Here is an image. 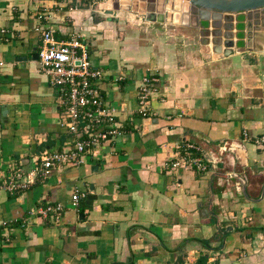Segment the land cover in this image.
Masks as SVG:
<instances>
[{
	"label": "crops",
	"instance_id": "crops-1",
	"mask_svg": "<svg viewBox=\"0 0 264 264\" xmlns=\"http://www.w3.org/2000/svg\"><path fill=\"white\" fill-rule=\"evenodd\" d=\"M96 6L0 0V180L70 137L32 57L37 13L57 38L84 36L122 126L81 164L16 193L0 188V264H264V145L240 140L242 130L264 134V8L199 24L181 9L184 22L156 23ZM154 72L153 114L141 117L137 85ZM183 141L213 156L215 169L165 168ZM222 143L233 151L218 159ZM74 189L83 192L76 205ZM45 202L63 205L60 220L34 212Z\"/></svg>",
	"mask_w": 264,
	"mask_h": 264
},
{
	"label": "built area",
	"instance_id": "built-area-1",
	"mask_svg": "<svg viewBox=\"0 0 264 264\" xmlns=\"http://www.w3.org/2000/svg\"><path fill=\"white\" fill-rule=\"evenodd\" d=\"M36 18L39 24L34 29L40 37V44L36 49L37 71L53 89L58 106L57 122L70 137L60 148L41 149L33 156L28 169L10 166L0 180V188L10 194L28 188L61 167L81 164L86 154H95L103 142L112 141L122 132V126L114 119V110L104 101L99 87L102 71L92 66L84 36L72 32L67 39L57 38L50 28L42 25L46 16L37 13ZM157 83L158 75L155 72L141 76L138 82L136 113L141 117L153 114L150 101L152 94L156 92ZM240 140L261 146L264 145V134L249 136L242 130ZM224 147L227 144L222 143L217 149ZM175 149L176 155L164 163L165 168L197 172L215 169L209 166L214 163L215 158L205 155L199 145L183 141ZM229 175L232 174H227ZM81 196L83 192L74 189L69 196L72 205H76ZM62 210L63 205L59 202H45L40 203L34 212L57 222ZM5 224L6 222H1L2 226ZM206 264L212 263L207 261Z\"/></svg>",
	"mask_w": 264,
	"mask_h": 264
},
{
	"label": "water",
	"instance_id": "water-1",
	"mask_svg": "<svg viewBox=\"0 0 264 264\" xmlns=\"http://www.w3.org/2000/svg\"><path fill=\"white\" fill-rule=\"evenodd\" d=\"M188 5L189 13L194 14L196 17V20L200 24L201 21H216L218 20L223 13H236V12H250V11H256L259 9L264 8V0H186ZM129 2L132 3L131 11L133 13H136L141 16L143 15L144 11H148L149 13L151 10H157L158 12H161L166 8V6H170L172 9L173 7V0H128V6H126V9L129 7ZM181 1L179 2L180 6ZM139 6V8L137 7ZM145 21H150L152 18L144 17ZM149 19V20H148ZM152 22V21H151ZM153 22H162V20L159 21H153ZM227 45H230V42H227ZM216 47V48H215ZM212 50L217 55H226L230 51L222 50L219 51L218 45H212ZM33 58H36V54L32 55ZM233 145H230L229 147H224L219 149L218 159L221 158V156L226 151H233L231 149ZM241 180V183L243 182L242 178H239ZM242 191L244 188V184H242Z\"/></svg>",
	"mask_w": 264,
	"mask_h": 264
},
{
	"label": "bare ground",
	"instance_id": "bare-ground-1",
	"mask_svg": "<svg viewBox=\"0 0 264 264\" xmlns=\"http://www.w3.org/2000/svg\"><path fill=\"white\" fill-rule=\"evenodd\" d=\"M126 6H128V0H109L108 2V8L116 7L118 9H126ZM170 6H166L164 10L161 12H158L157 10H151L149 13L148 11H144L142 15V19L146 16L148 18H152L150 21H169V22H184L185 21V13L178 15V13L175 11H172L170 9ZM180 9L181 11H184V4L180 3ZM144 20V19H143ZM149 20V19H148Z\"/></svg>",
	"mask_w": 264,
	"mask_h": 264
},
{
	"label": "rangeland",
	"instance_id": "rangeland-1",
	"mask_svg": "<svg viewBox=\"0 0 264 264\" xmlns=\"http://www.w3.org/2000/svg\"><path fill=\"white\" fill-rule=\"evenodd\" d=\"M89 1H93L94 5L97 4L96 8L98 10L104 11V12H109V11H115V10H122V9H118L116 7H112V8H108V2L109 0H89ZM181 1V3L184 4V11L186 13H189L188 10V5L189 3L186 0H173V7L175 8V11H180V6H179V2ZM71 4V3H70ZM132 6V3L129 2V7L127 9H125L126 11H130L132 13V11L130 10ZM137 7L139 8V6L137 5ZM115 9V10H114ZM136 14V13H135ZM138 15V14H137ZM139 16V15H138ZM140 17V16H139ZM145 21V20H144ZM146 22H150V21H146ZM156 23H162V22H156ZM196 42H194L193 44L195 45Z\"/></svg>",
	"mask_w": 264,
	"mask_h": 264
}]
</instances>
